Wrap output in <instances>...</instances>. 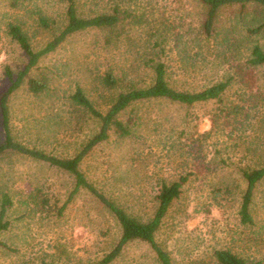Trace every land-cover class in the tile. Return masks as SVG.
<instances>
[{
    "label": "rangeland",
    "instance_id": "obj_1",
    "mask_svg": "<svg viewBox=\"0 0 264 264\" xmlns=\"http://www.w3.org/2000/svg\"><path fill=\"white\" fill-rule=\"evenodd\" d=\"M75 5L84 17L117 7L120 20L71 34L39 59L29 76L45 79L46 89L34 94L24 82L9 97L14 139L56 156L73 155L97 129L96 121L71 103L76 87L104 111L118 91L151 84L157 63L164 64L168 84L184 91L233 77L221 103L187 106L166 98L135 103L120 116L131 134L111 133L80 169L141 221L154 212L158 184L187 175L155 233L171 264H217L215 249L264 264V178L250 206L253 224H242L238 215L245 189L239 168L264 166V66L247 63L254 43L264 50V8L223 6L212 35L205 37L207 8L197 0H75ZM39 18L50 26H40ZM9 22L20 24L39 50L62 28L65 1L0 0V95L9 85L6 70L15 76L26 64L6 32ZM260 24L257 34L247 32ZM107 72L119 79L117 88L103 84ZM36 187L50 205H61L73 181L45 162L12 152L0 156V198L6 192L13 201L7 211L11 225L0 233L10 248L0 245V264H102L120 236L114 217L85 190L56 216L34 207L28 192ZM108 264L160 263L147 243L131 241Z\"/></svg>",
    "mask_w": 264,
    "mask_h": 264
},
{
    "label": "trees",
    "instance_id": "obj_2",
    "mask_svg": "<svg viewBox=\"0 0 264 264\" xmlns=\"http://www.w3.org/2000/svg\"><path fill=\"white\" fill-rule=\"evenodd\" d=\"M65 1V22L62 28L55 33L45 45L34 50L29 39L18 23L9 22L6 26V32L10 39L14 41L26 56L25 66L14 76L10 70H6L9 85L0 95V118L3 133V139L0 142V156L5 153H16L31 159L47 163L50 167L57 168L67 175L73 181V188L69 191L66 200L58 205L55 202L50 205L49 198L42 194L40 187H36L28 192V196L33 200L34 207L46 208L47 212H52L56 216L62 215L67 204L80 191H87L95 198L116 220L120 227V236L114 246L104 254L101 259L102 264H108L115 260L124 247L131 241H141L148 244L160 264H171V258L155 239V233L158 230L163 217L173 200L178 198L183 184L188 176H180L177 180L170 182H160L158 184L154 199L156 206L150 219L141 221L126 212V210L107 195L102 189L90 182L80 169L82 160L99 143L107 140L111 133L118 136H128L131 134L130 126L121 118V114L137 102L154 98H166L169 101L191 106L198 102L214 100L222 102V96L230 85L233 77L218 81L197 91H184L170 86L165 78V67L163 63H157L153 67V81L146 87L136 88L129 86L125 90L117 92L115 99L107 109L101 111L92 104L80 87H76L70 94L71 103L80 108L88 117L96 121L97 129L86 139L80 149L71 156H56L45 152L36 147L27 146L14 139L9 117V97L24 82L27 90L38 94L44 91L47 83L43 78L29 76L30 70L37 65L39 59L53 52L62 42L71 34L86 28L111 27L120 20L117 7H113L110 12L97 13L92 16L84 17L77 13L75 0ZM206 8L205 18L202 22V30L205 37H210L213 32L214 21L218 10L223 6L240 4L241 7L247 3L261 5L264 8V0H197ZM38 23L44 28H48L50 23L45 18H39ZM263 27L260 24L253 28H248L249 34H257ZM247 63L251 67L264 66V50L258 43L250 47ZM264 77V72H263ZM103 84L108 88H117L119 79L111 72H107L102 78ZM129 112H132L129 111ZM131 116V115H129ZM130 120V119H129ZM239 173L244 180L245 189L241 195L238 215L242 224L251 225L253 219L250 212V206L254 195L255 187L259 181L264 178V166L259 167H240ZM13 201L8 193H2L0 198V233L8 230L11 221L7 218V211L12 206ZM0 245L9 249L10 247L0 241ZM213 256L217 264H263L261 260L246 261L234 252L227 249H215ZM47 264V263H45Z\"/></svg>",
    "mask_w": 264,
    "mask_h": 264
}]
</instances>
